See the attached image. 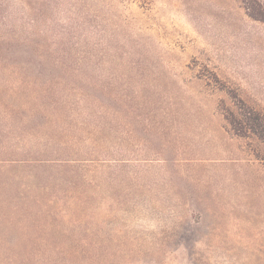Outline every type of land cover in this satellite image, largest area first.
<instances>
[{
	"label": "rangeland",
	"instance_id": "rangeland-1",
	"mask_svg": "<svg viewBox=\"0 0 264 264\" xmlns=\"http://www.w3.org/2000/svg\"><path fill=\"white\" fill-rule=\"evenodd\" d=\"M252 6L0 0V264H264V143L222 113L264 110Z\"/></svg>",
	"mask_w": 264,
	"mask_h": 264
},
{
	"label": "trees",
	"instance_id": "trees-1",
	"mask_svg": "<svg viewBox=\"0 0 264 264\" xmlns=\"http://www.w3.org/2000/svg\"><path fill=\"white\" fill-rule=\"evenodd\" d=\"M256 2V1H255ZM257 7L260 6L258 2ZM254 8L248 9V15L253 18L264 22V14L261 15L257 9V7L252 6ZM1 63H6V61H1ZM7 64V63H6ZM62 71H67L70 68L60 67ZM73 72H77L75 69H70ZM56 77V79H60L61 76L52 75L51 78ZM230 97L232 98V105L226 106L223 105L222 113L225 121L230 127V130L240 137H255L262 143H264V110L258 109L248 102H246L243 98H241L237 93L233 90L230 91ZM102 159V158H101ZM106 159V158H104ZM10 163H22V164H42L47 163L48 161H70L73 160L70 157L61 158L59 155L56 156H46V153H32L30 151H13L12 155L8 159ZM19 162V163H18Z\"/></svg>",
	"mask_w": 264,
	"mask_h": 264
}]
</instances>
